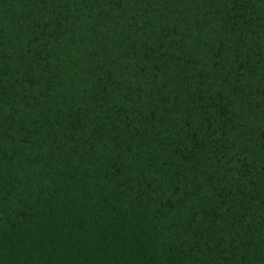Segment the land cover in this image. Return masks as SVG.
Listing matches in <instances>:
<instances>
[{
    "label": "trees",
    "instance_id": "16d2710c",
    "mask_svg": "<svg viewBox=\"0 0 264 264\" xmlns=\"http://www.w3.org/2000/svg\"><path fill=\"white\" fill-rule=\"evenodd\" d=\"M0 264H264V0H0Z\"/></svg>",
    "mask_w": 264,
    "mask_h": 264
}]
</instances>
